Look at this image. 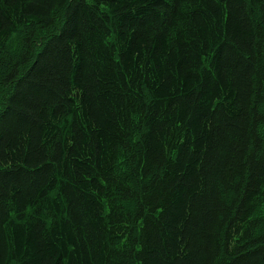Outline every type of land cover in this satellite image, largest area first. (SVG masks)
Returning <instances> with one entry per match:
<instances>
[{
  "label": "trees",
  "instance_id": "1",
  "mask_svg": "<svg viewBox=\"0 0 264 264\" xmlns=\"http://www.w3.org/2000/svg\"><path fill=\"white\" fill-rule=\"evenodd\" d=\"M0 264H264V0H0Z\"/></svg>",
  "mask_w": 264,
  "mask_h": 264
}]
</instances>
